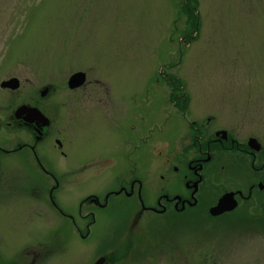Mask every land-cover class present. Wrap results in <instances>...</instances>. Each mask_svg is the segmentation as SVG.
Here are the masks:
<instances>
[{
  "label": "rangeland",
  "instance_id": "1",
  "mask_svg": "<svg viewBox=\"0 0 264 264\" xmlns=\"http://www.w3.org/2000/svg\"><path fill=\"white\" fill-rule=\"evenodd\" d=\"M185 2L0 0V122L32 95L46 91L43 96L49 105L41 111L47 121L52 120L53 135L46 143L57 162L54 171L98 172L103 177L125 171L131 161L145 160L142 167L148 172L149 187L158 173L167 172L160 151L167 154L173 149L168 141H161V133L177 134L175 147L180 150V140L193 136L194 123H203L208 114L237 126L242 113L243 130L264 135V0H188V11ZM78 71L84 73V81L71 88L68 80ZM11 77L19 80V86L3 87L2 82ZM105 92L109 95H100ZM93 93L110 97L115 113V118L109 115L114 121L110 127L116 131L100 121L96 128H82L81 119L64 130L67 109L79 111L80 98H86L84 106H88ZM132 112L134 121L139 114L144 116L148 151L135 139L133 145H126L125 119ZM141 132H136L138 139L146 137ZM19 138V131L0 128V142ZM57 138L65 143L72 139L70 157H63ZM83 155L109 159L96 163L89 158L83 166L76 163ZM29 156V150L0 154V236H4L0 250L8 256L35 247L40 235L33 222L50 223L43 220L49 211L43 191L63 189L67 182L41 179ZM68 157L74 158V164L67 162ZM18 171L37 173L8 174ZM113 204L125 203L117 199ZM14 220L20 223L12 225ZM205 228L190 234L195 244L189 233L175 237L184 249L179 256L149 264H264V235L251 231L241 235L230 229L225 239L226 233ZM225 242L228 252L223 254Z\"/></svg>",
  "mask_w": 264,
  "mask_h": 264
},
{
  "label": "flooded vegetation",
  "instance_id": "2",
  "mask_svg": "<svg viewBox=\"0 0 264 264\" xmlns=\"http://www.w3.org/2000/svg\"><path fill=\"white\" fill-rule=\"evenodd\" d=\"M104 94L109 95L107 92L100 95ZM92 95L89 107L84 106L86 98H80L79 111L68 112L67 109L64 130L71 122L78 123L81 119L83 123L79 125L82 128H96L101 122L116 131L114 121H109L110 113L111 118H115L110 97ZM23 105L41 111L49 104L41 92L39 97L32 95ZM92 105L96 107L90 108ZM17 108L9 115L5 114L0 128L19 131L21 138L13 143L0 142V154L29 150L32 157L29 163L39 171L8 174L32 177L37 173L41 179L67 182L63 189L51 187L43 191L49 206L43 220L47 218L50 223L33 222L40 235L35 247L30 251L17 249L11 256L0 250V264H149L162 257L179 256L184 249L175 237L182 233L187 237L189 233L195 244L196 239L190 234L198 229L206 230L205 227L226 233L225 239L230 229L233 233L241 231V235L250 231L255 236L264 235V135L243 130L245 114L237 116V126L230 124L229 119L226 122L220 120L218 114H208L198 125L193 122L197 129L193 136L188 134L180 140V150L175 147L177 134L167 137L161 133V141H168L173 149L170 148L167 154L160 151L167 172L158 173L153 186L149 187L148 172L142 167L145 160L131 161L126 164L125 171L103 177L98 172L78 171L72 175L54 171L57 162L48 153L46 143L53 135L52 120L49 117L47 121L48 117L42 111V115L30 114L28 109L17 118ZM132 115L133 112L125 119L126 145H133L135 139L137 146L148 151L144 116L139 114L137 118L135 115L134 121ZM137 131H142L140 134L145 133L146 137L142 135L138 139ZM68 139L67 144L63 138L55 139L63 149V157L69 155L72 139ZM83 156L76 160L83 166L89 158L96 163L104 157L109 159L108 155ZM69 157L67 162L74 164V158ZM1 177L3 179L2 172ZM72 188L74 192L70 191ZM117 199H122L124 206L113 204ZM119 212L124 216L117 214ZM19 223L12 221V225ZM1 238L4 239L3 234ZM221 251L223 254L228 252L226 242Z\"/></svg>",
  "mask_w": 264,
  "mask_h": 264
},
{
  "label": "water",
  "instance_id": "3",
  "mask_svg": "<svg viewBox=\"0 0 264 264\" xmlns=\"http://www.w3.org/2000/svg\"><path fill=\"white\" fill-rule=\"evenodd\" d=\"M84 74L83 73H76L72 75L69 79V86L74 88L76 86H79L81 83L84 81ZM3 86H10L11 88H16L18 87V80L17 79H12L10 81H6L2 84ZM46 94V91H43V95ZM28 109L30 114H35V112L39 113V111L36 108H30L26 105H23L18 108L16 112V117L21 118L23 110ZM30 122V121H29Z\"/></svg>",
  "mask_w": 264,
  "mask_h": 264
},
{
  "label": "trees",
  "instance_id": "4",
  "mask_svg": "<svg viewBox=\"0 0 264 264\" xmlns=\"http://www.w3.org/2000/svg\"><path fill=\"white\" fill-rule=\"evenodd\" d=\"M189 7H191V4L188 2V0H186L185 5H184V8H185L184 10L188 11ZM190 12L192 11L190 10Z\"/></svg>",
  "mask_w": 264,
  "mask_h": 264
}]
</instances>
